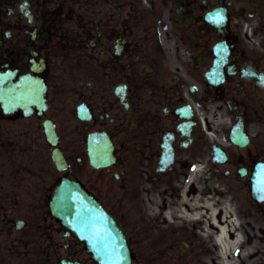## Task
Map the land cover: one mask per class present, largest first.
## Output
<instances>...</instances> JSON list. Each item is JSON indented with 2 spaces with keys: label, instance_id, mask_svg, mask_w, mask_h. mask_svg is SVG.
<instances>
[{
  "label": "flooded vegetation",
  "instance_id": "af4514ba",
  "mask_svg": "<svg viewBox=\"0 0 264 264\" xmlns=\"http://www.w3.org/2000/svg\"><path fill=\"white\" fill-rule=\"evenodd\" d=\"M263 83L264 0H0V264H98L47 205V179L62 176L105 205L133 262L146 263V186L175 200L190 178L189 197L210 200L217 220L227 210L264 264L251 181L264 161ZM93 133L110 138V167L91 166ZM167 140L174 169L156 173ZM206 217L176 264H224Z\"/></svg>",
  "mask_w": 264,
  "mask_h": 264
},
{
  "label": "water",
  "instance_id": "95a60500",
  "mask_svg": "<svg viewBox=\"0 0 264 264\" xmlns=\"http://www.w3.org/2000/svg\"><path fill=\"white\" fill-rule=\"evenodd\" d=\"M91 158L92 163L98 166L99 164H97L92 151ZM170 159L171 153L168 151L165 153L164 162ZM51 205L64 209V224L74 229L80 236L82 231L86 233L81 238L87 241L89 249L93 251L95 257L102 264H124L122 257H120L122 253L117 252L122 246L115 240L114 231L109 229L107 225L98 224V217L104 216L103 211H101L102 207L92 197L87 195L78 184L66 178L63 179L62 184L57 188L53 196ZM84 221L85 225H81ZM87 233H91V235ZM93 239L99 244H93ZM126 264H130V258H128Z\"/></svg>",
  "mask_w": 264,
  "mask_h": 264
},
{
  "label": "rangeland",
  "instance_id": "374dc122",
  "mask_svg": "<svg viewBox=\"0 0 264 264\" xmlns=\"http://www.w3.org/2000/svg\"><path fill=\"white\" fill-rule=\"evenodd\" d=\"M186 184L187 183H182V186H176L182 191ZM148 189L149 191H147ZM161 197L163 198L160 189H152L150 186H147V189L140 197L144 212L146 213L148 210L149 213V223L147 228V239L149 244H147V246L143 245L140 248V253L145 254L148 257L149 262H147V264H176V261L171 257L173 255L187 254V250L182 247L183 244L187 247L189 246L187 238L189 232H193L194 226L191 222L182 219H176L170 223L164 220L162 213L164 212L163 209L168 208V210H170L177 206V204H180L181 196L173 202L167 200L169 205H166V207L163 206ZM174 214L175 217L176 213ZM206 238L211 239V236ZM245 246L247 247L246 242L244 244V247ZM246 249L249 250V248ZM240 260H242L244 264H262L258 259H251V254L244 258L239 257L238 262Z\"/></svg>",
  "mask_w": 264,
  "mask_h": 264
},
{
  "label": "bare ground",
  "instance_id": "6f19581e",
  "mask_svg": "<svg viewBox=\"0 0 264 264\" xmlns=\"http://www.w3.org/2000/svg\"><path fill=\"white\" fill-rule=\"evenodd\" d=\"M199 203L197 200L190 199L187 195L183 194L181 198L180 204H177L175 208L167 211L165 215V219L171 220L173 217V214L176 213L180 217L186 218V219H192V218H198L201 216V212L199 210ZM203 212L206 214V220L204 221L205 226V232L209 230V228H213L212 224L218 223V211L216 210V207L210 203L209 201H204L203 206ZM155 213V212H154ZM223 219L229 218L228 211L225 210L223 212ZM235 220H230L229 224H225L223 226L218 227L219 229L212 233L214 234V239L218 244L219 254L221 261L224 264H231L230 258L228 256L232 254V251L236 249L238 246L242 244L243 241V235L241 233H238L235 231L234 226Z\"/></svg>",
  "mask_w": 264,
  "mask_h": 264
},
{
  "label": "snow or ice",
  "instance_id": "6c2138e0",
  "mask_svg": "<svg viewBox=\"0 0 264 264\" xmlns=\"http://www.w3.org/2000/svg\"><path fill=\"white\" fill-rule=\"evenodd\" d=\"M217 15H218V14H217ZM216 22H217V23H220L221 20L218 19ZM260 185H261L260 190H261V191H264V178L261 179V181H260Z\"/></svg>",
  "mask_w": 264,
  "mask_h": 264
}]
</instances>
